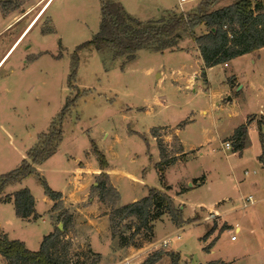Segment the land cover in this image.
Instances as JSON below:
<instances>
[{"label":"rangeland","instance_id":"1","mask_svg":"<svg viewBox=\"0 0 264 264\" xmlns=\"http://www.w3.org/2000/svg\"><path fill=\"white\" fill-rule=\"evenodd\" d=\"M204 1L189 0L183 7L178 0H124L123 4L141 20H151L161 18L166 10L189 13L197 10ZM233 1L219 0L212 8L223 7ZM3 2L7 9V12L1 11L3 15L18 13L32 6L26 26L34 20L44 0ZM49 6L27 31L23 43L12 53L20 40L0 65V121L8 122L6 124L19 145H35L41 133L49 132L51 123L57 119L68 99L75 98L63 119L64 141L59 154L41 166L43 172L40 173L50 186L61 188L64 185L65 173H59L57 168L63 170L66 167V153L71 152L73 144L78 142L80 153L85 157L94 139L111 168L118 170L114 176L120 193L118 205L141 199L148 195L150 188L161 186L156 167L160 160L159 149L151 129L165 124L177 126L190 118L191 121L181 127L178 134L183 148L190 154L166 172L174 188L190 187L194 178L205 175L204 185L183 193L184 208L181 202L175 201L183 212L185 223L182 226L175 224L167 213L162 216L164 220L156 223L157 240L148 245V240L152 238L148 231L142 228L133 236L138 220L127 217L119 222L117 241L130 240L136 246L147 244V258L161 251L174 250L179 251L190 264H207L210 259L218 258H241L239 264H264V161L258 131H249V143L242 153L232 154L234 141H231L232 150L222 148L223 138L230 135L250 113L259 111L260 99L264 97L262 92L247 85L241 90L233 88L228 78L231 71L222 65L214 67L209 73L205 70V75L200 73L194 84L187 87L192 72L199 70L195 52L158 53L142 49L133 59L127 60L124 56L115 57L108 48L81 47L99 31L102 19L100 0H50ZM1 12L0 57L21 26L2 30L7 19ZM51 27L55 28L54 33H41L42 28ZM205 30V27H198L196 34ZM185 36L187 41L194 42L188 33ZM253 59L258 61L257 57ZM252 61L250 57L247 63L238 62L243 84L255 78L251 74L252 69L256 70ZM74 64L76 73L70 84L69 74ZM181 70L185 76L179 74ZM158 73L163 77L157 79ZM204 110L207 112L204 113ZM162 129L158 127L157 131L161 133ZM262 130L264 132V125ZM7 144V135L0 128V174L17 167V154L10 157L6 153ZM168 144H171L169 156L174 157L179 146L177 137L174 136ZM91 156L90 163L97 165L93 149ZM183 156L180 154V157ZM67 168L70 169V166ZM52 169L55 172L52 173ZM246 171L250 175H245ZM122 172H128L138 180L123 176ZM140 179L145 181V185L140 183ZM254 182L258 183L256 189L252 185ZM27 183L39 200L38 210L43 217L38 216L27 226H22L21 230L28 236L31 248H39L44 235L51 230L45 212L48 205L42 201L46 194L37 174L30 175ZM96 183L90 187V196H98L94 189ZM243 194H253L256 199V203L245 210L240 208ZM219 200H226L218 208L228 222L233 226L239 222L242 230L238 234L233 233L234 227L221 229L216 236L205 240L208 233L206 223L195 221L205 218L206 211L199 210L196 220L197 217H191L193 207L207 206ZM105 207L109 209L107 211L112 210L107 204ZM10 208L9 205L0 206V223L6 224ZM67 211L73 217L65 238L69 242L67 257L70 264H95L97 255L99 260L96 264H123L119 257L124 258V255L113 260L109 252L103 251L101 259L100 254L93 252L83 240V217L79 219L73 207H68ZM60 223L62 221L57 220L56 226ZM211 224L218 227L219 221L213 219ZM8 227L21 236L17 225ZM177 234L181 235L180 239H174ZM233 235L236 240L231 239ZM169 236H173L172 243L161 247L160 242ZM217 236L215 245L205 249ZM0 264L6 263L0 260ZM156 264H171V258L164 254Z\"/></svg>","mask_w":264,"mask_h":264},{"label":"trees","instance_id":"2","mask_svg":"<svg viewBox=\"0 0 264 264\" xmlns=\"http://www.w3.org/2000/svg\"><path fill=\"white\" fill-rule=\"evenodd\" d=\"M219 0H205L197 10L188 12H166L159 19L141 20L131 14L120 0H100L102 19L99 31L91 40L81 45L93 46L97 50L111 49L115 57L124 56L131 60L139 50L146 49L155 52H163L177 47L182 33H188L195 41L204 61L205 70L208 67L228 62L241 55L256 52L264 47V1L263 0H236L232 4L212 8ZM2 12H7L5 2L0 0ZM205 26L207 31L199 35L196 29ZM55 28H42V34L54 33ZM76 73L75 64L69 74V83L72 84ZM206 74V71L203 73ZM79 94V93H78ZM75 98L68 99L57 119L51 123L49 132L41 133L39 140L32 146L20 165L13 170L0 174V194L9 185L21 182L30 175L37 174L43 184L45 194L55 201L54 211H58V221H62V228L58 226L50 234L46 235L38 250L29 249L19 239H10L7 234H0V256H3L8 264H70L68 253V241L65 240L73 217L64 207L62 193L54 190L45 176L39 174L38 165L54 155L63 140V119ZM252 117L244 124L238 126L233 134L235 142L234 151H242L245 147L248 133V124ZM183 123H180L182 126ZM259 121V137L264 156V132ZM152 135L157 137L161 153V161L157 167L163 177L166 168L173 164L175 157H170L167 147L157 127L151 129ZM92 148L99 160L101 168L108 166L105 154L98 148L94 139L91 140ZM94 189L99 199L109 206L111 231L113 237L117 236V228L120 220L134 217L138 220L135 234L145 228L151 238L154 233V222L168 213L177 225H183L182 210L176 204L174 198L165 190L152 187L145 197L118 205L120 193L111 183L108 173L101 172L97 176ZM186 189H182L185 192ZM13 196V197H12ZM8 195L4 200H13L16 214L19 217L29 219L37 218L39 214L35 209V197L28 187ZM157 208V212L154 209ZM149 238V239H150ZM121 245H133V241L123 239ZM213 245L211 242L206 249ZM171 258V264H190L183 259L179 251L168 250L149 256L142 264H156L163 255ZM97 260L99 256L97 255ZM211 264H230L223 260H213Z\"/></svg>","mask_w":264,"mask_h":264},{"label":"crops","instance_id":"3","mask_svg":"<svg viewBox=\"0 0 264 264\" xmlns=\"http://www.w3.org/2000/svg\"><path fill=\"white\" fill-rule=\"evenodd\" d=\"M37 1L39 2L40 0H37ZM47 1L48 0H44L42 5L40 6L38 12L40 11V9L42 10V8L44 7V5L46 4ZM235 1H233V2H235ZM122 2H124V0H122ZM233 2H231L230 4H232ZM178 3L180 5V7H183L184 4H181L180 0H178ZM50 6H49V8H50ZM31 7L29 8V6H27L24 11L21 10L18 13L17 12L16 13L11 12L8 15H3V13L1 12V9H0L1 14L7 19L5 26L2 28V30L3 29L6 30L8 28L11 29L14 26L21 24L20 30L15 33L14 40L12 41L11 45L7 48V50L0 57V64L7 57V55L14 48V46L21 40L19 45L12 51V53L23 43L25 37L27 36L26 35L25 37L22 38V35H24V31H25L24 29H26V27H28V24L31 22L30 21L25 26V22L29 19L30 15L32 13ZM49 8H47V10ZM168 11L169 10H166V12H168ZM201 27H205V26H200V28ZM206 31H207V29L205 30V32ZM186 38L187 37L185 36V34L182 33V37L180 38L177 47H175L174 49H168V50H165L163 52H158V53H172V52H188V53L195 52L196 53V56L198 57L199 70H194L192 72L193 76L189 79L190 84L187 85V87H188V86H192L194 84V81H195L194 79H197L199 77L200 73H204L205 65H204L203 58L201 56L200 51L198 50V47H197L195 41L194 42L187 41ZM192 40H193V38H192ZM189 42H191V43H189ZM187 44H189V45L187 46ZM147 51L155 52V51H151V50H147ZM263 51H264V47H262L261 49H259L256 52L247 53V54L241 55L239 57H236V58H234L228 62L208 67V68H206V70L209 73L214 67L222 65L231 71L230 76L228 78H229V82L231 83V86L233 88H236L237 90H241L246 85H247V87L252 86L254 88L259 89L262 92L261 94L264 96V63H263L264 56H263ZM250 57H252V60H253L252 66L256 67V70L252 69V71H251L252 76H255V78L248 80V84H245V83L243 84L242 83V76L239 74L238 62L247 63V61ZM253 57H257L258 61H255L253 59ZM183 73H184L183 70H181V72L179 74H181V76H185ZM158 74L160 75V77L158 78V76H157V79H160L161 77H163L162 74H160V73H158ZM179 88H182V87H179ZM228 99H231V98L228 97ZM259 106H260V108H259L258 112L250 113L248 115V117L245 119V121H243L241 123V124L246 123L248 121V119L250 117H252V120L248 124V133H247L246 143H245L244 149L242 151H234V149H233L232 154H237L239 152L242 153L246 149V147L249 143L248 141H249V131L250 130H252V129L256 130V131H258V134H259V125H258L259 121L264 120V97H262L260 99ZM203 112L206 113L207 111L204 110ZM190 121H191L190 118L189 119L187 118V119L181 121L180 123H183L182 126H180V123L177 126L172 125V124H165V125L158 126V127L163 128L162 129L163 131H161L162 134L159 132L161 135L160 138L163 139V141L167 147L168 152H169V148L171 146V144H168V143H171L172 138L174 136L177 137L178 142H179L178 149L174 155L176 160L173 164L169 165L166 168L163 177H161V173L159 171V168L157 167L158 162L161 161V153H160V149L158 146L160 160L157 162L156 167H157L158 174H159V181L161 183V186L159 188L170 193L176 202H181V204L183 205V208H184V204L182 203V199H181L183 193H185L190 188H192V189L197 188L199 186L204 185V183H205V175H203L202 177L194 178L193 181L190 182V187L182 186L180 188H174L173 184L170 183V181L168 180L167 175H166V172L170 166L174 165L178 161H181L182 159H185L186 156L190 154L189 152H186V150L183 148V145L181 143V139L178 136V134H180V132H181L180 128L183 127L186 123H188ZM6 123L8 124V122H6V121H0V128L3 130V132L7 135V138H8V144H7L8 147L6 148V153H9L10 157L13 155L15 156V154H17V161H16L17 164L16 165L18 167L19 163L22 162V160L25 157H27L28 150L34 145H31V146L19 145L16 142L17 139L15 137V134L7 126ZM241 124H239L238 126H240ZM263 125H262V128H263ZM235 129L232 131V133L230 135L223 138L222 148L224 150H230V149L232 150V142L231 141H234V139L232 137H233ZM153 137L157 141V137L154 135H153ZM229 137L232 140H225L224 141V139L229 138ZM63 141H64V134H63V140L60 142L57 152L54 155H52L51 157H49L47 160H45L43 163L38 165L39 174H41L40 172H43L41 166L44 163H46L47 161L49 162V161H51V159L58 156V154L61 150ZM227 141H229L231 143V148H227L225 146V142H227ZM157 144H158V142H157ZM73 145H74V147H72L71 152L66 153V155H67L66 167L63 170L57 168L58 171L60 170L59 173H63V172L65 173V179H64L65 183L61 188H59V187L56 188L55 186H53V188H55L54 190L60 191L62 193V199H63L64 205L67 209H68V207H73L74 210L76 211L77 217H79V219L83 217V240L85 239V242L87 243L88 247L91 248L93 250V252L100 254L101 259L104 256L103 251H106L112 255L111 258L113 260L117 259L116 257H119L120 255H124V258L119 257V259H121L120 262H123V264H142V262H144V260L147 258L146 254H145L146 248H148L147 246L152 244L153 242H155L157 240L156 239V233H155L156 223L164 220L163 218L165 217V215L167 213L163 215L164 216L163 218L161 217L155 221V223H154L155 239H154V236L152 235V238L150 240H148V243H149L148 245L147 244L145 245V243L138 245V246H136V245H129V246L121 245L117 241V238L113 237V235H112L110 213H109L110 211H107L109 209H106L105 204L99 199V197L97 195L96 196L95 195L90 196V194H91L90 187H91V185L96 183L95 178L101 172L105 171L106 173H108L111 183L115 186L114 176L118 174L117 173L118 170L112 169L109 163H108L107 168H105V169L101 168V165H100L98 159H97L98 164L95 166H92V164L90 163V158L92 157L91 156V149H93V148H89L86 151V156L83 157V153L82 154L80 153L81 148H80L78 142H77V145L76 144H73ZM91 145H92V143H91ZM76 146H78L79 149ZM194 152L195 151H193V153ZM262 153H263V151H262ZM180 154H183L184 156L180 157ZM263 161H264V156H263ZM68 166H70V169L67 168ZM51 172L52 173L55 172V169H52ZM122 174H123V176H126V175L131 176L135 180H138L137 177L133 176L132 174H130L128 172H122ZM249 175H250V172H249ZM28 177L23 179L21 182H19L17 184L7 186V188L3 191V193L0 194V206L9 205L11 207L10 211H9V218H7L6 224L0 223V234H7L10 239H19V240L23 241L29 249L38 250L40 247L39 248H31V246L29 244L30 240H29L28 236L22 232L23 230H21L22 226H27V224H29L33 220H36V218L31 217L29 219H25V218L17 216L14 201L13 200H4V198L6 196H8V195L12 196L16 191H18L22 188L28 187L35 197L36 212L39 214L40 217H43V215L40 214L39 210H38L39 200H38V198H36L33 189L27 183ZM139 181L142 185H145L144 180L140 179ZM146 185H147V183H146ZM252 185L255 189L258 187L257 182L252 183ZM238 187H239V181H238ZM182 189H186L185 192H182ZM249 195H253V194H249ZM246 196L247 195H244V194L242 195V201ZM253 197H254V195H253ZM133 200H135V199H133ZM42 201L48 205V209L45 212H46V215L49 218V222L51 224V226H50V229H51L50 233H51L55 230V227L57 225L56 221L58 220V218H57L58 211L53 210V206L55 204V201L52 200L48 195L43 196ZM135 201H137V200H135ZM225 201L226 200H219V201H217L215 203H211L210 205H207V206L202 204V205H198L196 207H193V216H191L192 218H195L198 216L197 212L199 210L205 209V211H206L205 213L207 216L205 218L198 219V217H197L196 220L197 219L198 220L195 221V222L203 221L206 223L207 228H208V233L205 236V240H207L209 237L212 238L214 235L216 236L217 231L221 230V229L234 227L233 233H238V234L242 230V225L239 224V222L236 223V226H233V224L228 222L226 217L222 214L221 210L218 208L219 205ZM254 203H256V199H255ZM125 204H127V203L121 202V205H125ZM240 208L243 210L247 209V208H242V204H241ZM167 215H169V214H167ZM213 219H217L219 221L218 227L216 225L214 226L211 224ZM223 224H225L226 227L222 228ZM8 225H15V226L17 225V228L20 229L19 234L21 236L16 235V233H18L17 231L12 232V230L8 227ZM45 236L46 235H44V237ZM218 237L219 236H217L215 240L211 241V242H213L212 247L215 245ZM153 240H155V241H153ZM41 243H42V241L40 242V246H41ZM206 246H208V245H206ZM205 249H206V247H205ZM207 250H209V249H207ZM0 260H4L5 263L8 264L6 259L3 256H0ZM213 260H223V261L228 262L230 264H239L241 258L210 259L207 262V264H211V261H213ZM201 264H205V263H201Z\"/></svg>","mask_w":264,"mask_h":264},{"label":"built area","instance_id":"4","mask_svg":"<svg viewBox=\"0 0 264 264\" xmlns=\"http://www.w3.org/2000/svg\"><path fill=\"white\" fill-rule=\"evenodd\" d=\"M189 0H180V3L181 4H184L186 2H188ZM225 146L227 148H231V143L229 141L225 142ZM245 175H249V172L246 171ZM255 202V198L253 197V195H248L246 196L244 199H243V202H242V208H248L250 205H252L253 203ZM181 238V235L180 234H177L176 237L174 239H180ZM236 236L233 235L231 237L232 240H236ZM173 239V236L172 237H168V238H165L163 239L161 242H160V246L161 247H168L172 241L174 240Z\"/></svg>","mask_w":264,"mask_h":264},{"label":"bare ground","instance_id":"5","mask_svg":"<svg viewBox=\"0 0 264 264\" xmlns=\"http://www.w3.org/2000/svg\"><path fill=\"white\" fill-rule=\"evenodd\" d=\"M49 3H50V0L47 2L46 5H44V7L42 8V10H40L38 12V14L35 16L34 20L30 23V25H28L27 29L25 30L26 32L24 31V35H22L23 37L25 36V34L27 33V31H29L37 23V21L41 18V16L44 14V12L49 7Z\"/></svg>","mask_w":264,"mask_h":264},{"label":"water","instance_id":"6","mask_svg":"<svg viewBox=\"0 0 264 264\" xmlns=\"http://www.w3.org/2000/svg\"><path fill=\"white\" fill-rule=\"evenodd\" d=\"M158 76H159V74H158ZM59 227L62 228V224L61 223H60Z\"/></svg>","mask_w":264,"mask_h":264}]
</instances>
